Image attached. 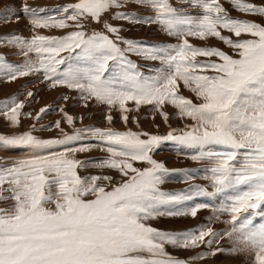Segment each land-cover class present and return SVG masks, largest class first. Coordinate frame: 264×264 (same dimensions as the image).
I'll return each instance as SVG.
<instances>
[{
  "label": "snow or ice",
  "instance_id": "obj_1",
  "mask_svg": "<svg viewBox=\"0 0 264 264\" xmlns=\"http://www.w3.org/2000/svg\"><path fill=\"white\" fill-rule=\"evenodd\" d=\"M128 3L77 0L58 7L52 16L42 15L48 11L45 8L24 4L21 11L30 17L34 29L74 25L77 30L61 37L39 33L30 39L16 34L0 37V42L18 48L25 57L23 64H13L0 55V76L12 81L42 73L51 87L77 91L85 105L92 100L106 104L109 122L112 109L127 122L134 110L127 104L133 101L135 110L152 105L166 120L163 106L170 103L180 117L196 123L179 134L173 129L163 136L89 127L71 134L61 130L60 137L44 139L33 134L35 125L22 133L0 134V148L26 152L0 164V201H12L11 207H0V264H191L225 252L250 256L251 264H264V223H254L256 216H264V24L233 18L220 0H184L188 8L199 9L198 14L173 6L171 0H135L154 13L150 16L123 11ZM231 3L241 12L264 17V4ZM113 9L117 10L113 18L158 24L179 42L148 45L121 36V28L108 22L107 33L84 31L85 21L99 23ZM13 16L19 19L11 7L0 14L4 20ZM242 34L251 38L239 39ZM189 37L217 38L236 56L217 47L195 46ZM65 52L68 55L62 56ZM130 53L159 61L160 66L146 75L129 58ZM181 83L196 94L199 103L180 94ZM23 107L15 97L8 98L0 101V115L19 126L22 115L31 116L22 113ZM48 111L41 108L35 119ZM64 118L74 126L75 117L65 113ZM55 126L59 128L60 122ZM167 142L196 150L193 159L214 161L208 170L213 191L193 186L194 195H223V202L213 207L207 219L212 222L227 214L228 229L217 231L200 224L171 231L149 223L164 216L195 218L198 211L210 207L207 203L187 207L192 194L161 190L170 170L152 153ZM217 147L224 150H214ZM94 148L108 155L95 160L75 158L77 152ZM135 161L149 166L137 168ZM88 166L115 169L126 179L113 185L111 176L81 177L77 169ZM226 238L231 247L220 246ZM166 245L204 251L181 259L169 253Z\"/></svg>",
  "mask_w": 264,
  "mask_h": 264
},
{
  "label": "rangeland",
  "instance_id": "obj_2",
  "mask_svg": "<svg viewBox=\"0 0 264 264\" xmlns=\"http://www.w3.org/2000/svg\"><path fill=\"white\" fill-rule=\"evenodd\" d=\"M76 2L77 0H0V14H4L5 8L11 7L15 14L19 16L18 20L15 16H13L11 20L0 18V37L16 34L30 39L36 33L46 36L61 37L67 35L69 32L76 31L77 28L74 25L63 29H34L30 22V17L21 11L22 6L28 4L32 7L45 8L48 11L42 13V15L52 16L57 14L55 10L58 7ZM251 2L264 4V0H251ZM171 3L173 6L177 8L183 7L186 11L193 14H198L200 11L199 9L188 8L185 5L184 0H171ZM220 3L223 4L225 9H227L228 14L233 18L247 19L264 24V17L259 14H248L239 11L232 5L231 0H220ZM122 10L136 12L141 16L154 15L149 8L135 3V0H129L127 6ZM115 11L117 10L113 9L110 12L105 13L99 23L88 19L84 22V31L89 34L93 31L107 33V29L104 25L105 22H108L121 28V36L128 39L145 41L148 45L175 44L179 42L178 38L167 35L158 24H147L143 22L135 23L115 19L113 18ZM72 23L73 22L71 21L69 22V24ZM108 34L112 35L111 33ZM223 34L232 36L233 39H237L233 33H230L227 30H223ZM249 38H251L249 35L242 34L239 39ZM189 41L198 47H217L230 55L236 56V52L230 46L217 38L201 40L196 37H189ZM121 47H124V45L121 44ZM0 55L6 57L7 61L13 64H23L25 61V57L20 54L18 48L3 42H0ZM61 55L67 56L68 53H61ZM128 55L146 75L153 74V70L160 66L159 61L146 60L141 56L131 53ZM30 58L33 60L37 59L35 54H30ZM198 59L204 58L198 57ZM64 67H67V62L65 65L61 66V69ZM28 92H32L33 95L29 97L27 95ZM180 94L192 99L194 103L200 102L196 94L184 87L182 83L180 84ZM64 96H67L68 99H62ZM11 97H15L17 101L23 102L24 107L21 110L22 113H31V116L22 115L20 125L13 126L4 116L0 115V134L11 135L14 133H22L32 129L33 125H35L33 134L44 139L60 137L62 135L61 130L71 134L75 129H85L89 127L112 128L117 131L131 130L138 133H149L152 135L163 136L173 129H176L177 134H179V131L187 130L189 126L196 123L189 117H180L177 114L176 107L170 103H166L163 106V111L168 113V118L166 120L161 112L156 110L152 105H140L139 109L135 110V104L133 101H129L127 104L129 108L134 109L128 113L129 118L127 122L121 118V113L116 109L111 110L113 119L109 122L106 119L109 114V107L106 104H100L92 100L85 105V102L80 99L77 91L63 86H58L56 88L51 87L50 83L44 79L42 73L30 74L12 81L8 80L6 77L0 76V101H4ZM45 107H47L49 111L43 114L41 119H35L40 109ZM60 109H63V111H60ZM65 113L76 118L74 126L67 123V120L64 118ZM56 121L60 122L59 128L55 126ZM42 125L44 127H41ZM141 138L146 137L142 136ZM214 150L221 151L224 149L217 147ZM195 154L196 150L194 149H185L173 142H167L161 145L158 150L154 151L152 156L155 160L163 162L170 170L165 177L164 183L160 185L162 191L169 193L186 192V194H192L193 199L185 202V206L187 207L198 203H207L210 207L198 211L195 218H192L191 216L159 217L155 220L149 221L153 227L171 231H182L200 224H209V226L217 231L225 230L230 227L226 223L230 218L227 214L221 215L219 220L212 222H209L207 219L213 214V207L218 206L223 202V195L211 198L204 196L196 197L194 195L195 189L193 186L205 188L210 192L213 191L212 183L208 178L211 173L208 170L214 165V161L209 159H193L192 156ZM25 155L26 152L20 148L9 150L0 148V164L10 163L11 160L24 157ZM107 155L108 153L102 148H94L88 152H77L75 158L81 161L95 160L106 157ZM133 163L135 167L141 169L149 166L146 162L135 161ZM77 171L81 177L91 175L111 176L113 178V185L126 179L115 169H101L88 166L78 168ZM105 184H107V182H105ZM188 190H191V192L189 193ZM4 194L7 195V193ZM11 205V200L0 201V207L2 208H8L11 207ZM49 206L52 207L53 205ZM254 223H264V216H256ZM220 246L228 248L231 247V244L226 238L220 242ZM166 248L169 253L181 259H188L195 256L197 253L204 251L203 248L179 249L170 245H166ZM251 259L250 256L244 254H230L225 252L218 253L214 257H206L203 260H193L191 261V264H251Z\"/></svg>",
  "mask_w": 264,
  "mask_h": 264
}]
</instances>
